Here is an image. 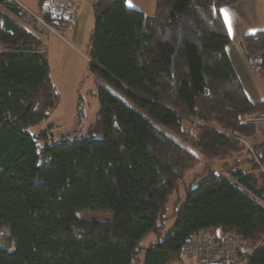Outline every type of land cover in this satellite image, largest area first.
<instances>
[{
	"label": "trees",
	"instance_id": "16d2710c",
	"mask_svg": "<svg viewBox=\"0 0 264 264\" xmlns=\"http://www.w3.org/2000/svg\"><path fill=\"white\" fill-rule=\"evenodd\" d=\"M126 1L93 0L90 68L152 121L99 86L87 137L50 145L54 125L29 132L61 100L41 36L65 31L71 17L45 14L44 27L17 1L0 0V264H184L188 245L218 233L235 237L243 264H264V142L249 151V172L210 173L188 188L174 227L141 262L142 240L160 235L198 156L238 154L264 136L245 123L264 101H249L227 52L221 9L244 0H157L154 15ZM47 6L39 0V11ZM244 42L264 70V32Z\"/></svg>",
	"mask_w": 264,
	"mask_h": 264
},
{
	"label": "rangeland",
	"instance_id": "374dc122",
	"mask_svg": "<svg viewBox=\"0 0 264 264\" xmlns=\"http://www.w3.org/2000/svg\"><path fill=\"white\" fill-rule=\"evenodd\" d=\"M15 1L32 13L36 14L39 11L38 0H26L29 2L28 5L23 0ZM74 2L76 3V7L70 13V27L60 32L57 36L51 37L50 34L41 36L47 45L48 57H51L49 59L50 76L57 87L61 100L59 107L53 112L50 119L30 129L29 132L37 136L40 132L45 131L49 125H54L56 129L52 132L54 136L49 142L50 145L57 144L64 139L74 141L87 137L86 132L88 128L98 119L100 104L98 98L92 95L97 92L99 86L109 90L113 95L123 99L134 107L113 85L91 71L88 49L95 27L92 11L93 0H82L79 3L74 0ZM126 2L129 8L140 10L147 15H154L156 13L157 0H131V6H129L128 0ZM134 108L152 121L145 111L136 107ZM167 134L172 136L169 132ZM263 142L264 136L259 135L257 138L246 142V151L213 160H206L199 155V164L186 174L170 199L163 228L159 231L160 235L158 236L152 232L142 240L141 262L145 258L147 249L152 244L163 241L166 234L174 227L176 215L186 200L188 188L196 187L201 181L208 179L210 173L227 177L231 180L230 171L249 172L252 170V164L250 163L252 154L249 151L263 144ZM44 146L45 143H39V150L41 151ZM261 170L264 171V165ZM259 202L264 206L263 200H259ZM77 216L106 222L115 219L113 213L100 211H82L78 212ZM184 264L193 263L185 258Z\"/></svg>",
	"mask_w": 264,
	"mask_h": 264
},
{
	"label": "crops",
	"instance_id": "0c3cea01",
	"mask_svg": "<svg viewBox=\"0 0 264 264\" xmlns=\"http://www.w3.org/2000/svg\"><path fill=\"white\" fill-rule=\"evenodd\" d=\"M23 1L28 5V1ZM76 1L79 3L82 0ZM223 9L228 10L230 17L229 25L222 14L230 34V45L227 48L230 61L249 101L253 104L261 103L264 101V74L254 71L249 66V54L244 38L259 32H264V0H244L236 5ZM57 35L58 33L56 32L50 33L51 37ZM48 58L51 59L50 56Z\"/></svg>",
	"mask_w": 264,
	"mask_h": 264
},
{
	"label": "built area",
	"instance_id": "2783aa9c",
	"mask_svg": "<svg viewBox=\"0 0 264 264\" xmlns=\"http://www.w3.org/2000/svg\"><path fill=\"white\" fill-rule=\"evenodd\" d=\"M47 1V8L42 12L38 11L36 14L21 6L28 11L38 24L44 27H47L44 21L45 14H50L52 18L67 20L76 6L74 0ZM248 64L254 71L264 74L263 60L260 55H249ZM245 123L259 131H264V112L247 118ZM184 256L193 264H243V260L247 257V255L238 256L237 241L234 236L221 233L203 236L197 242L188 245L184 249Z\"/></svg>",
	"mask_w": 264,
	"mask_h": 264
},
{
	"label": "snow or ice",
	"instance_id": "6c2138e0",
	"mask_svg": "<svg viewBox=\"0 0 264 264\" xmlns=\"http://www.w3.org/2000/svg\"><path fill=\"white\" fill-rule=\"evenodd\" d=\"M128 2H129V6H131V0H128ZM221 13L224 15L225 21L227 23H229V25H230V17H229L228 10L227 9H221Z\"/></svg>",
	"mask_w": 264,
	"mask_h": 264
}]
</instances>
